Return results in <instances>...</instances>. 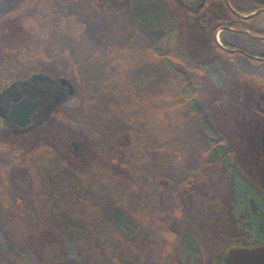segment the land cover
Segmentation results:
<instances>
[{
	"label": "trees",
	"instance_id": "1",
	"mask_svg": "<svg viewBox=\"0 0 264 264\" xmlns=\"http://www.w3.org/2000/svg\"><path fill=\"white\" fill-rule=\"evenodd\" d=\"M262 9L264 0H206L184 10L217 11L231 30L264 36V14L240 17ZM204 22V51H183L172 34L155 45H94L77 16L58 14L57 0H23L0 20V90L50 75L58 59L70 65L80 104L66 113L55 105L51 116L75 132L84 159L44 138L0 139V264H264V237L208 198L211 176L228 173L230 161L264 189V153L244 85L217 89L199 60L224 53L219 25ZM14 164L27 168L31 196L17 192Z\"/></svg>",
	"mask_w": 264,
	"mask_h": 264
},
{
	"label": "rangeland",
	"instance_id": "2",
	"mask_svg": "<svg viewBox=\"0 0 264 264\" xmlns=\"http://www.w3.org/2000/svg\"><path fill=\"white\" fill-rule=\"evenodd\" d=\"M23 0H0V20L9 19V16L18 9ZM106 2L107 10L96 9L91 0H57V11L60 15L74 14L77 19L85 24L86 38L100 47L109 44H117L132 39L137 44L155 45L163 38L174 35L180 38L182 50L189 48L187 44H194L204 51V46L198 42L197 30L201 23L213 25L226 24L218 18L216 12H202L198 18L189 17L186 11L176 0H98ZM188 7H196L200 0H181ZM246 4V3H244ZM214 12V13H213ZM259 29L264 30V18L259 19ZM183 31V35L181 33ZM255 38H261L248 33ZM248 35L231 31L216 33V40L221 45H228V49H243L250 55L264 54V40H256ZM201 37V36H199ZM7 45L0 44V48ZM7 50V49H6ZM204 53V52H203ZM214 53L207 56L197 55L206 71L212 77L217 89H232L239 81L245 87L247 99L255 102L260 92H264V64L257 65L252 59L242 56L228 57L225 53ZM141 54V53H139ZM22 60V58H20ZM56 70L50 75L38 74L33 76L24 86L27 91L31 87L38 86L43 89H54L59 78L70 81V65L68 62L58 59ZM67 63V64H66ZM57 86V84H56ZM59 88V87H58ZM58 93L52 104H49L48 114L40 124L36 125L28 134L21 135L14 132V128L3 124L0 115V139L7 138L10 134L19 135L23 143L30 145L39 138H44L62 153L63 156L78 158L82 149L81 143L76 139V134L61 120L51 116V111L56 108L62 112L68 108H76L80 104L77 90L72 98H65V91L57 89ZM51 94H48L50 96ZM64 100V101H63ZM248 103V104H250ZM58 106V107H57ZM2 119V120H1ZM43 123L45 124L43 126ZM73 143H78L77 151H73ZM17 192L28 197L35 191L27 168L22 164H14L8 169ZM235 174L236 179L232 178ZM256 182V181H255ZM254 185L249 176L238 164L230 161L229 172L216 170L211 176L208 185V198L225 202L232 208L241 227L245 228L254 238L264 237V189L262 185ZM2 201V200H0ZM33 248L36 246L34 243Z\"/></svg>",
	"mask_w": 264,
	"mask_h": 264
},
{
	"label": "flooded vegetation",
	"instance_id": "3",
	"mask_svg": "<svg viewBox=\"0 0 264 264\" xmlns=\"http://www.w3.org/2000/svg\"><path fill=\"white\" fill-rule=\"evenodd\" d=\"M176 1L181 7H183V9L188 10L187 9L188 6L184 5L181 2V0H176ZM222 25L223 24H219V27L214 34L215 44L217 47L222 49L228 57H231L232 55L242 56V57H246L247 59H252V61L256 62L257 65L264 64V54L263 55H250L247 51L243 49H239V48L238 49L237 48L228 49L227 44H225L224 46L219 44L218 41L216 40V33H218L219 30L220 31H231V32H236V33L245 34V35L250 36L249 34H247L250 32H247V31L237 32V31L231 30L227 26H226V29L223 30L224 27ZM252 35H255V34L252 33ZM256 36H259V35H256ZM250 37L256 40H260V41L264 40V36H259L261 38H255L252 36ZM230 50L235 51V52H229ZM30 79L24 80V81H15L3 87L0 90V115H1V118H3V120L2 119L1 120L3 121V124L7 125L8 127H11L12 129L14 128V132L16 131V133L21 134V135L28 134L36 125L40 124L43 118L47 116L48 111H49V108H48L49 104L53 103L52 101L55 99L58 93L57 89L61 88L62 90L65 91L66 99H70L74 96V95L69 96L67 87L61 86L58 82L56 83L57 86L56 84L54 85L53 90H50V89L41 90L38 86H33L31 87V91L29 92L27 91L26 88H24V86ZM48 94H51V95L48 96ZM22 99H28V100L39 102V106L33 112L30 118V123L26 128H19L14 122L9 120V113L12 110V106L19 103ZM249 106L252 107V109H256L257 111L256 113L257 115L255 114L253 119H251V122L258 124L260 127L259 135H255L254 137L255 138L257 137L255 139V142L257 143V145H259L260 149L264 153V141L262 143V137L264 135V116L263 117L260 116V115H264V92H260L259 96L257 97V100L255 102L250 103ZM249 180H251V182L257 186V183L255 182L254 179L251 178V176H249Z\"/></svg>",
	"mask_w": 264,
	"mask_h": 264
},
{
	"label": "water",
	"instance_id": "4",
	"mask_svg": "<svg viewBox=\"0 0 264 264\" xmlns=\"http://www.w3.org/2000/svg\"><path fill=\"white\" fill-rule=\"evenodd\" d=\"M204 3H205V0H200V3L196 7H192V8L188 7L187 9L197 12L203 8ZM227 5L229 6L230 9H232L229 3H227ZM259 14H264V9L259 10L255 13H252L246 16H240V17H242L243 19H249L253 17L254 15H259ZM225 29L226 27L223 28V30ZM229 52H235V51L230 50ZM58 83L63 87H67L69 96H73L75 94L74 86L67 79L59 78ZM38 106H39L38 101L22 99L19 103L12 106V110L9 113V120L14 122L19 128H26L30 123V118L33 112L38 108ZM263 141H264V135L262 137V143ZM78 147H79L78 143H73L72 145L73 151H77Z\"/></svg>",
	"mask_w": 264,
	"mask_h": 264
}]
</instances>
